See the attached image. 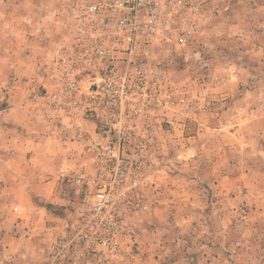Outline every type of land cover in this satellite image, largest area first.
Masks as SVG:
<instances>
[{
  "label": "rangeland",
  "instance_id": "rangeland-1",
  "mask_svg": "<svg viewBox=\"0 0 264 264\" xmlns=\"http://www.w3.org/2000/svg\"><path fill=\"white\" fill-rule=\"evenodd\" d=\"M109 4L0 0V111L41 149L6 161L0 264H264V0ZM99 176L119 233L85 251Z\"/></svg>",
  "mask_w": 264,
  "mask_h": 264
},
{
  "label": "built area",
  "instance_id": "built-area-1",
  "mask_svg": "<svg viewBox=\"0 0 264 264\" xmlns=\"http://www.w3.org/2000/svg\"><path fill=\"white\" fill-rule=\"evenodd\" d=\"M110 9L120 13L122 11H131L137 13L140 10L146 12L152 18L156 15L157 10L165 4L179 3L180 0H109ZM89 8L92 12L99 10V5L91 3ZM120 24L124 23L122 18L118 19ZM132 40V36L127 37ZM97 53L104 54L106 48L103 45H97ZM141 72V71H140ZM110 93V92H108ZM111 94V93H110ZM119 97H125L126 93H117ZM112 152L108 153L110 155ZM113 157V154H112ZM119 178L124 176V169L121 168L118 173ZM126 197V192L121 191L118 193L117 200L123 201ZM114 206V191L112 186L103 180L102 176H99L96 180L94 188V200L89 209L86 210V218L84 220L85 226L91 228V231L82 232L81 230L74 235L72 242L84 248L85 251L92 248V246L103 247H115V237L119 233L118 223L120 221L119 216ZM114 209V212L112 211ZM93 249V248H92ZM57 253L54 259L57 258ZM52 262L48 263L51 264Z\"/></svg>",
  "mask_w": 264,
  "mask_h": 264
},
{
  "label": "crops",
  "instance_id": "crops-1",
  "mask_svg": "<svg viewBox=\"0 0 264 264\" xmlns=\"http://www.w3.org/2000/svg\"><path fill=\"white\" fill-rule=\"evenodd\" d=\"M17 111L18 110H16V112H15L14 108L8 107V106L6 107L5 110L3 109V110L0 111V113H2V112L5 113L4 117H3V119H4L3 122H0V129L3 130V132H1L3 138H5L6 142L9 141V143H11V145L15 144V145H17V146L22 148V151H20V153L17 152L16 155H15L14 152H12L10 154V151L7 148L5 149V152H0V188H14V187H11V185H10V187H8L9 186L8 179L13 174L11 173V170H8V168H5L6 161L7 162L14 161V160L23 161V158L27 155L28 151H30V150L34 151V148H33L34 142H33L32 138L30 137V134L29 135L27 134L29 131H25L23 129H20L18 126H16L17 125L16 123H18V125H22V123L21 122H14L13 118L10 117V115H11L10 113L13 112V114H14V113H17ZM8 114H10V115H8ZM11 133L15 137H18V138L13 140V137L11 136ZM9 136H11L10 139H9ZM44 136H46V135H44ZM12 140H13V142H12ZM49 142L53 143V141L47 140L45 142V144H48L49 146H52V143L50 144ZM5 147H6V145H5ZM38 150L40 151L41 149L39 148V145L37 144V151ZM37 151L36 152L34 151V154L36 156H39ZM45 151L46 152L47 151H51V153L56 155V153L54 151V146L52 147V149L50 147H46ZM45 153H44V155H45ZM50 158H51V155L50 156L49 155L47 156V154L45 155V159L46 160H49ZM57 159H59V156H57ZM1 177L5 178V179H1ZM20 188H25V187L21 186ZM38 188L39 189L37 190V192L39 194H41L44 198H51L52 197L53 188L50 186V184H46L45 183L43 185H39ZM27 203H29V205H32L30 200L27 201ZM38 208H41V209L45 210V208H42V207H38Z\"/></svg>",
  "mask_w": 264,
  "mask_h": 264
}]
</instances>
